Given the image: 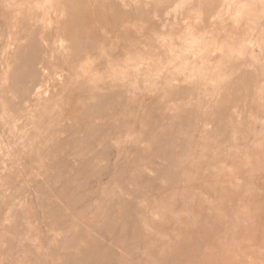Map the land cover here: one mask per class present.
<instances>
[{
  "label": "rangeland",
  "instance_id": "374dc122",
  "mask_svg": "<svg viewBox=\"0 0 264 264\" xmlns=\"http://www.w3.org/2000/svg\"><path fill=\"white\" fill-rule=\"evenodd\" d=\"M0 264H264V0H0Z\"/></svg>",
  "mask_w": 264,
  "mask_h": 264
},
{
  "label": "bare ground",
  "instance_id": "6f19581e",
  "mask_svg": "<svg viewBox=\"0 0 264 264\" xmlns=\"http://www.w3.org/2000/svg\"><path fill=\"white\" fill-rule=\"evenodd\" d=\"M68 2H69V1H68ZM76 5H77V4H76ZM78 5H79V4H78ZM78 5H77V6H78ZM78 7L80 8V6H78ZM112 14H113V13H112ZM112 14H111V15H112ZM79 27H80V26H79ZM11 94H12V93H11Z\"/></svg>",
  "mask_w": 264,
  "mask_h": 264
}]
</instances>
